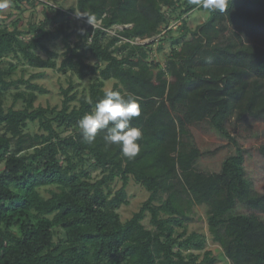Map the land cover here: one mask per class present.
I'll return each instance as SVG.
<instances>
[{"label":"trees","instance_id":"trees-1","mask_svg":"<svg viewBox=\"0 0 264 264\" xmlns=\"http://www.w3.org/2000/svg\"><path fill=\"white\" fill-rule=\"evenodd\" d=\"M163 7L198 9L207 18L193 30L182 19L161 66L148 60L153 40H124L152 38L167 29ZM72 13L79 17L74 45L66 20L55 21ZM12 24L0 26V61L10 55L32 67L54 68L55 53L46 44L60 39L65 50L57 69L93 79L78 97L69 93L71 84L62 89L59 107H34L38 87L28 84L32 90L14 94L23 106L4 108L5 94L17 81L7 79L14 65L0 66V264H213L209 250L200 260L191 251L203 250L206 242L186 231L192 205L206 208L212 240L231 264H264V221L236 211L241 206L264 212V194L245 176L243 150L227 129L231 120L264 121V49L240 33L264 36V0H232L225 13L189 0H76L68 11L59 8L29 24L37 37H20ZM114 25L124 28L108 33ZM88 57L96 63H87ZM107 80H114L111 90L140 104L131 127L143 135L132 160L107 144L103 131L93 145L84 143L78 127L103 98ZM29 122L44 132H24ZM200 122L234 146L217 172L195 168L202 152L188 126ZM68 128L78 129L61 137ZM97 170L99 177L91 180ZM131 179L149 194L121 221L117 209L128 203ZM115 181L120 185L113 190ZM45 185L57 188L48 198L37 190ZM146 214L151 229L142 223Z\"/></svg>","mask_w":264,"mask_h":264},{"label":"rangeland","instance_id":"rangeland-1","mask_svg":"<svg viewBox=\"0 0 264 264\" xmlns=\"http://www.w3.org/2000/svg\"><path fill=\"white\" fill-rule=\"evenodd\" d=\"M76 0H14L10 3V6L6 9H0V26L11 29L12 23L17 24V29L21 32L20 37L27 39L29 37H37L39 33L29 32V24L40 23L45 16H53L56 9H63L68 11L71 7H74ZM162 11L167 17V29L161 28L160 32L152 38H142L136 41L137 44L142 42L143 44H150L149 61L159 63L164 66L167 59V55L171 49V37L176 36L181 30V21L184 19L186 25L190 30H193L196 26L201 24L207 18V12L193 9L187 13L182 12V7L179 9H169L163 7ZM76 13V12H75ZM66 20V30L72 32L71 45H74L77 41V31L74 29V25L79 21L77 14L65 15L62 18L57 17L56 22ZM127 26V25H125ZM123 25H114L109 29L110 34L123 29ZM171 29V32L164 37L163 40H159L160 36L165 35L166 30ZM226 34L228 31L225 32ZM241 36L245 42L256 45L264 49V36L263 35H250L245 31H241ZM120 43L117 42V44ZM130 43V42H129ZM132 44V43H131ZM48 49L55 53L52 57L56 61V67L54 68H37L28 65L23 60H18L12 56H6L0 61L1 67H8L14 65V70L8 75V80H15L17 83L10 87L3 99V107L21 108L23 101L20 98L15 99L14 94L19 91H30L28 84L36 85L38 88L33 89L36 94V99L33 103L34 107H59L61 102V90L72 85V89L69 93L75 92L76 97L81 94L87 93L89 83L92 81L93 76L87 75L81 79L70 71L66 73L60 72L57 67L60 61L64 57L63 44L61 40H56L53 43L46 44ZM35 53L41 58L48 57V54L36 50ZM86 62L94 65L95 59L88 57ZM114 80H107L104 84V89L108 90L112 87ZM78 128H68L60 131V136L64 137L77 131ZM191 132L193 141L196 147L202 152V155L195 163V168L202 172H217L220 168L223 159L234 152V146L228 142V140L219 136L215 131L209 128L207 122H200L188 126ZM227 129L230 132L239 146L243 150L244 157V170L245 176L250 180L253 189L264 194V121H256L252 119H246L242 122H234L231 120L227 124ZM3 130V129H2ZM24 132L29 134L43 133V130L38 128L37 122L27 123L24 128ZM27 151H31L28 149ZM2 164H0L1 168ZM99 177V171H91V180H95ZM119 181L112 183V189L118 188ZM39 194L48 198L52 191L57 190L55 185H45L38 187ZM148 192L137 182L132 179L129 180L127 186V204L121 205L117 212L121 221H125L131 217V215L139 209L141 204L147 199ZM236 211L243 214H253L264 221V212L258 210H250L244 207L238 206ZM189 220L185 223L187 227V233L196 232L203 235L206 239L204 249L201 251L191 250L194 253L199 254V260L203 256V252L209 250L211 255L215 257L216 261L213 264H231L223 255L220 245L212 240V237L208 231L206 223V208L204 206L192 205L188 212ZM143 225L151 229L149 223V215L146 214L142 221ZM187 252V251H185Z\"/></svg>","mask_w":264,"mask_h":264},{"label":"clouds","instance_id":"clouds-1","mask_svg":"<svg viewBox=\"0 0 264 264\" xmlns=\"http://www.w3.org/2000/svg\"><path fill=\"white\" fill-rule=\"evenodd\" d=\"M232 0H189L191 5L209 11L227 12ZM11 0H0V9L10 6ZM87 17L91 24L93 18ZM141 109L137 99L131 95H122L119 91L106 90L95 109L78 121L83 142L93 145L98 132H105L104 140L109 145L118 146L122 155L128 160L134 159L140 152L138 141L142 139V131L131 127L133 118L140 115Z\"/></svg>","mask_w":264,"mask_h":264},{"label":"built area","instance_id":"built-area-1","mask_svg":"<svg viewBox=\"0 0 264 264\" xmlns=\"http://www.w3.org/2000/svg\"><path fill=\"white\" fill-rule=\"evenodd\" d=\"M79 18V17H78ZM91 25L93 27H99L97 23L91 22ZM107 32H109V29L106 30ZM140 40L139 38H133V39H125L124 41H128L132 44H137L136 41ZM139 44H143L142 42H140Z\"/></svg>","mask_w":264,"mask_h":264}]
</instances>
